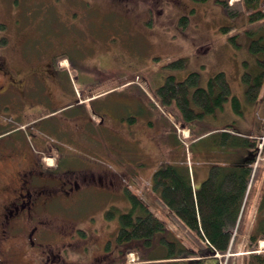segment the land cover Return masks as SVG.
Returning <instances> with one entry per match:
<instances>
[{
  "label": "rangeland",
  "instance_id": "374dc122",
  "mask_svg": "<svg viewBox=\"0 0 264 264\" xmlns=\"http://www.w3.org/2000/svg\"><path fill=\"white\" fill-rule=\"evenodd\" d=\"M76 1L81 6L65 14L56 8L65 0H0V22L4 24L0 27V58L20 56L12 49L16 47L15 37L23 31L32 35L27 38L31 43L39 38L43 46L53 47L58 43V31L67 36L64 39L70 44L66 57L72 66L65 74L63 84L69 90L68 102L76 106H66L64 111L45 120L58 127V133L52 135L35 120L52 109L48 103L49 106L38 113L40 98L36 89L27 92L31 101L14 96V100L21 104L17 110L18 122L13 121L15 112L9 109L0 110V118L4 111V116L9 118L5 123L10 127L19 125L25 144L35 153L39 149L35 141L38 136L53 142L61 150L56 173L64 165L75 169L68 175L70 179L77 176L81 187L65 195L62 190L65 187L53 181L58 193L55 189L49 192L48 200L37 209L44 217L50 218L56 231L63 226L68 229L67 235L74 234L72 238L81 245V253L74 250L70 254L72 260L83 259L87 254L94 257L96 252H102L104 240L113 238L118 222L115 217L106 218L105 212L111 206L122 211L128 209L125 188L144 198L158 216L166 220L163 210L157 208L145 193L149 173L161 160H176L185 155L192 168L201 169L203 160L222 156L221 152L212 151L213 143L205 135L198 148L201 155L192 153L189 130L186 129L183 135L176 119L177 110L173 107L168 110L157 102L154 89L163 84L167 75L182 80L190 72H197L198 85L206 86L210 77L222 71L231 94L238 98L239 110L233 107L229 98L215 114L205 116L201 127L220 129L227 123L232 124L240 133L253 135L260 142L264 135V83L258 96L248 100L242 78L243 73L252 72L256 64V55L249 49L250 36L244 32L249 26L247 13L228 17L215 0H90L91 26L98 33L101 45L85 44L83 48L74 38L80 34L77 29L79 21L69 23L74 17L73 12L80 14L83 11V0ZM16 10L21 11L20 15L14 14ZM182 16H186L185 23L180 22ZM72 32L74 37L71 40L69 35ZM233 33H236L234 40L229 38ZM30 46L35 48L36 43ZM177 57L185 58L182 67L165 65L167 60ZM62 65L66 66V61H62ZM5 68H8L7 63ZM91 95L93 98L86 101ZM34 96L38 98L35 100ZM63 114L72 117L71 126L66 131ZM134 116L137 117L135 122ZM173 129L175 136L171 134ZM178 135L182 137L180 140ZM43 158L52 167L56 155L46 154ZM257 161L264 176V141L259 146ZM104 177L111 179L112 184L106 183ZM138 178L140 185L135 182ZM258 189L259 186L252 200L250 217L256 211ZM79 228L86 235H82ZM171 229L182 238L181 233ZM63 239L64 243L72 242L69 238ZM259 244L264 247V240ZM115 246L114 242L109 245L111 252L101 259L102 264L114 260ZM157 261L138 259L137 254L128 252L125 262L117 264H167Z\"/></svg>",
  "mask_w": 264,
  "mask_h": 264
},
{
  "label": "trees",
  "instance_id": "16d2710c",
  "mask_svg": "<svg viewBox=\"0 0 264 264\" xmlns=\"http://www.w3.org/2000/svg\"><path fill=\"white\" fill-rule=\"evenodd\" d=\"M215 1L228 17L247 13L249 26L244 32L250 36L249 49L256 55V64L253 71H245L242 78L246 97L253 100L264 83V0ZM185 18L182 16L180 22L185 23ZM228 28L230 26L223 30ZM236 33L229 38L234 40ZM184 62V57H177L167 60L165 65L179 68ZM198 75L190 72L182 80L167 75L163 84L154 89V94L162 107L177 110V122L189 130L192 153L201 155L198 148L204 136H199L205 135L213 143L212 151L221 152L222 156L203 160L207 162L208 171L198 186L193 183L185 155L159 162L145 193L163 210L166 220L140 195L124 189L128 209L122 211L111 206L105 212L106 218L115 217L118 222L105 248L109 250L113 242L117 245L116 264L124 263L128 252L137 254L138 259L167 264H264V247L259 244L264 240V176L257 161L259 140L240 133L228 123L220 129L201 127L205 116L215 114L227 99L232 100L236 110H239V101L231 94L222 71L210 77L206 86L198 85ZM171 134L174 135V129ZM140 181L138 178L135 182L140 185ZM257 186L259 200L254 216L250 217ZM171 227L181 233L182 238ZM154 251L161 253L153 254Z\"/></svg>",
  "mask_w": 264,
  "mask_h": 264
},
{
  "label": "flooded vegetation",
  "instance_id": "af4514ba",
  "mask_svg": "<svg viewBox=\"0 0 264 264\" xmlns=\"http://www.w3.org/2000/svg\"><path fill=\"white\" fill-rule=\"evenodd\" d=\"M65 1L56 7L65 14L81 6V3L76 0ZM90 3V0H83V11L80 14L73 12V19H69V23L79 21L77 26L80 30L79 37H74V32L68 35L71 40L74 37L83 48L85 44L96 47L101 45L98 33L94 32L91 26L93 19L88 12ZM19 11L16 10L14 14L20 15ZM0 27H4L2 22ZM72 28H75V24ZM31 33L34 35L32 31ZM29 36L32 35L23 31L15 37L16 47L12 50L16 53L15 55L19 54V57L14 56L11 59L8 55L0 58V75L3 76V79L0 78V110L14 111L15 120L13 121L18 122L17 110L21 104L18 103L19 100H14V96L31 101L27 97V92L30 91L29 89H36L40 98L39 104H36L38 113H41L49 104L52 109L39 115L35 120L41 128L48 129V132L55 135L58 133V127H54L51 122L48 124L47 121L56 113L64 111L66 106H73V102H68L69 90L63 84L65 74L67 75L72 66V62L66 57L70 44H67V40L64 39L67 36L57 31L58 43L53 47L43 46L39 38H35L36 47L31 48L30 44L35 43L27 41ZM62 61H66L67 65H62ZM6 63L8 68H5ZM36 98L38 97L34 96L35 100ZM81 102L84 104L85 100ZM37 111L33 110L35 113ZM2 115V119L0 118V126L3 127H0V134H3L0 136V264H102L101 259H105L108 252H111L105 249L106 242L110 238L104 240L101 246L102 252H96L94 257L90 258L87 254L83 256V259L78 257L72 260L70 254H73L74 250L81 253V245L72 238L74 234H69V237L68 229H63V226L56 231L50 218L47 215L44 217L37 210L48 200L49 192L55 189L58 193L59 189L53 187V181L65 187L62 189L65 195L81 187L77 176L72 177L73 179L69 178L68 172L75 169L64 165L62 170L56 173L58 162H61L59 159L61 150L55 147L53 142L38 136L35 140L39 146L38 153L33 152L25 144L20 126L10 127L9 123L4 122L9 120L5 117L7 115L4 116V111ZM63 115L62 121L67 125L64 129L66 131L71 126L72 117ZM46 154L52 157L56 155L52 167L44 161L43 156ZM105 181L112 184L111 179L105 178ZM52 218L57 219V217ZM78 231L86 235L83 229L79 228ZM63 238H69L72 242L69 240L64 243ZM114 251L115 258L111 261L115 262L119 257L117 245Z\"/></svg>",
  "mask_w": 264,
  "mask_h": 264
},
{
  "label": "crops",
  "instance_id": "0c3cea01",
  "mask_svg": "<svg viewBox=\"0 0 264 264\" xmlns=\"http://www.w3.org/2000/svg\"><path fill=\"white\" fill-rule=\"evenodd\" d=\"M90 98H91V96H90L88 99L90 100ZM96 117H97V115H96ZM261 133H262V130L257 134V136L260 135ZM179 158H180V157H179ZM201 163H202V164H200V165H202L201 169H196V168H194V167L192 168L193 183H194L195 186H198L199 183H200V182L206 177V175H207L208 165H204V164L207 163V162L202 161ZM198 168H199V167H198ZM154 169H155V168H153V169L151 170V172L149 173V179H150L151 173L153 172Z\"/></svg>",
  "mask_w": 264,
  "mask_h": 264
},
{
  "label": "built area",
  "instance_id": "2783aa9c",
  "mask_svg": "<svg viewBox=\"0 0 264 264\" xmlns=\"http://www.w3.org/2000/svg\"><path fill=\"white\" fill-rule=\"evenodd\" d=\"M264 140V136H262V141Z\"/></svg>",
  "mask_w": 264,
  "mask_h": 264
},
{
  "label": "bare ground",
  "instance_id": "6f19581e",
  "mask_svg": "<svg viewBox=\"0 0 264 264\" xmlns=\"http://www.w3.org/2000/svg\"><path fill=\"white\" fill-rule=\"evenodd\" d=\"M188 136V135H187ZM203 136V135H202ZM252 138V137H251ZM255 138V137H254Z\"/></svg>",
  "mask_w": 264,
  "mask_h": 264
}]
</instances>
